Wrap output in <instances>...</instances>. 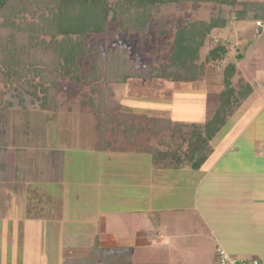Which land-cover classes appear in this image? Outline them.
<instances>
[{"label": "rangeland", "instance_id": "rangeland-1", "mask_svg": "<svg viewBox=\"0 0 264 264\" xmlns=\"http://www.w3.org/2000/svg\"><path fill=\"white\" fill-rule=\"evenodd\" d=\"M241 7L211 1L163 4L152 11L146 33H125L118 22L108 21L103 32L84 36L93 50L90 57L79 59V69L70 75L58 77L55 108L41 107L42 91L20 98L1 85L7 93L0 112V264H63L64 258L76 255L77 248L91 245L95 236L105 240L106 233L130 244L140 231L162 228L169 235L172 229H166L162 219L168 225L172 221L175 229L203 228L197 215L187 218L188 209H178L195 179L190 168L202 167L201 159L220 137L217 129L230 113L236 114L237 102L246 91V76L252 82L264 68V21H256L252 12L236 19L234 10ZM42 15L51 16L43 9L33 15L19 14L14 21L42 26ZM216 15L226 22L206 34L197 61L204 65V74L198 81L156 77L107 85L102 77L85 83L76 74H88L92 55L115 46L125 50L137 68L158 67L168 61L174 37H181L186 48L188 33L194 31L189 23L208 22ZM197 30L198 37L207 32L202 26ZM38 35L46 41L50 38ZM219 42L227 48L222 59L208 60V51ZM238 54L243 58L238 60ZM233 65V89L223 102L224 77ZM105 87L121 105L110 115L130 114L144 125L153 117L171 119L177 129L171 125L157 135L144 130L135 145L119 133L115 144L122 151H97V119L82 100L98 96ZM208 122L216 129L203 138L209 136L203 131ZM114 126L115 122L106 126L108 139L113 138ZM229 127L228 122L223 129ZM146 145L157 149V158L168 163L157 165L150 152L137 150ZM161 243L153 240L152 246ZM138 253L133 249L136 260Z\"/></svg>", "mask_w": 264, "mask_h": 264}, {"label": "trees", "instance_id": "trees-1", "mask_svg": "<svg viewBox=\"0 0 264 264\" xmlns=\"http://www.w3.org/2000/svg\"><path fill=\"white\" fill-rule=\"evenodd\" d=\"M179 1L219 2L226 3L232 8L240 5L241 9L234 10L236 19L242 20L248 12H252L256 21H264V1L258 0H0V112L4 107L3 95L9 90L16 92L20 98L23 94L37 96V91H42V96L39 97L41 107L46 110L57 107L55 94L58 77L70 75V72L79 69L78 60L88 59L93 52L84 43L85 35L103 32L108 21L118 22L120 29L125 33H146L152 11L163 4ZM43 9L49 11L51 16L42 15V26H34L27 21L22 24L14 21L19 14L33 15ZM225 22L220 15H216L208 22L189 23V27L194 31L188 33L186 48L183 50L186 42L184 43L181 37H174L168 61L158 67L144 65L137 68L128 58L127 52L115 46L107 49L104 54L98 51L92 55L91 70L88 74L79 75L78 72L76 74L85 83L102 77L107 85L126 83L131 79L156 77L185 83L198 81L204 74V65L197 62L199 49L204 45L206 34L214 28L223 27ZM201 26L207 32L199 38L200 31L197 28ZM162 32L164 31H160V34ZM39 33L50 35L49 40L39 38ZM190 34L193 37H190ZM73 35L77 38H73ZM226 49V44L219 42L208 51V60H221ZM236 57L238 60L242 58L240 54ZM227 73L224 77L226 87L220 93V100L223 98V102L226 92L233 89L231 79L235 74V65L227 69ZM45 83L48 85L44 86ZM1 85H6L8 91H2ZM247 92L248 89L242 96ZM83 99V104L92 107L97 119L96 127L100 131V140L95 145L97 151L107 149L122 151L123 149L115 144L119 133H122L131 145H135L138 134L144 130L157 135L169 130L171 125L172 129H177L171 119L153 117L144 125L130 114L121 117L118 114L110 115V110L121 108L120 103L113 98L110 87H105L96 97ZM4 102L6 105L10 104L9 101ZM113 122H115V126L111 128L113 138L108 139L106 126ZM209 125L210 122L206 123L204 125L206 129H203L204 132H209V136L203 138H209L211 131L216 129L212 124ZM196 138L200 140L198 136ZM137 150L150 152L157 165L160 162H164V165L168 163L157 158V149L152 146L146 145ZM167 154L170 155V152ZM205 158L204 156L201 162ZM97 251L98 246L95 243L91 257H95ZM71 262H81V259L64 260V264Z\"/></svg>", "mask_w": 264, "mask_h": 264}, {"label": "crops", "instance_id": "crops-1", "mask_svg": "<svg viewBox=\"0 0 264 264\" xmlns=\"http://www.w3.org/2000/svg\"><path fill=\"white\" fill-rule=\"evenodd\" d=\"M245 84L247 94L237 102L236 114L230 113L217 129L220 137L210 145L202 167L190 168L195 179L179 202L178 209H188L187 218L197 215L204 229H175L172 221L168 225L162 219L172 229L169 235L162 228L140 231L130 244L106 233L105 240L95 236L91 245L64 259L83 261L69 264H214L217 249H223L264 264V68L252 82L246 76ZM228 122L230 127L223 129ZM153 240L165 243L152 246ZM95 243L98 251L91 257ZM133 249H138L137 260Z\"/></svg>", "mask_w": 264, "mask_h": 264}, {"label": "built area", "instance_id": "built-area-1", "mask_svg": "<svg viewBox=\"0 0 264 264\" xmlns=\"http://www.w3.org/2000/svg\"><path fill=\"white\" fill-rule=\"evenodd\" d=\"M215 264H262L257 258H237L233 255L224 252L223 250L217 251Z\"/></svg>", "mask_w": 264, "mask_h": 264}, {"label": "water", "instance_id": "water-1", "mask_svg": "<svg viewBox=\"0 0 264 264\" xmlns=\"http://www.w3.org/2000/svg\"><path fill=\"white\" fill-rule=\"evenodd\" d=\"M261 28H259V30H260Z\"/></svg>", "mask_w": 264, "mask_h": 264}]
</instances>
